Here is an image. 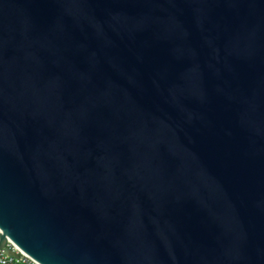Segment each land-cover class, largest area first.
Wrapping results in <instances>:
<instances>
[{
  "label": "water",
  "instance_id": "95a60500",
  "mask_svg": "<svg viewBox=\"0 0 264 264\" xmlns=\"http://www.w3.org/2000/svg\"><path fill=\"white\" fill-rule=\"evenodd\" d=\"M8 243L264 264V0H0Z\"/></svg>",
  "mask_w": 264,
  "mask_h": 264
},
{
  "label": "built area",
  "instance_id": "2783aa9c",
  "mask_svg": "<svg viewBox=\"0 0 264 264\" xmlns=\"http://www.w3.org/2000/svg\"><path fill=\"white\" fill-rule=\"evenodd\" d=\"M14 253L15 256L11 255ZM0 264H39L12 243L0 250Z\"/></svg>",
  "mask_w": 264,
  "mask_h": 264
}]
</instances>
